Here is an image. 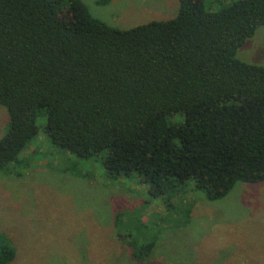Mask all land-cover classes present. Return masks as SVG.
<instances>
[{
    "label": "trees",
    "instance_id": "trees-1",
    "mask_svg": "<svg viewBox=\"0 0 264 264\" xmlns=\"http://www.w3.org/2000/svg\"><path fill=\"white\" fill-rule=\"evenodd\" d=\"M259 26L264 0L216 10L178 0L174 17L127 29L82 0H0V167L44 113L53 144L112 176L136 173L154 193L192 179L217 200L239 181H264V66L236 57ZM8 243L0 264L13 257Z\"/></svg>",
    "mask_w": 264,
    "mask_h": 264
},
{
    "label": "rangeland",
    "instance_id": "rangeland-1",
    "mask_svg": "<svg viewBox=\"0 0 264 264\" xmlns=\"http://www.w3.org/2000/svg\"><path fill=\"white\" fill-rule=\"evenodd\" d=\"M82 1L120 29L178 10V0ZM230 1L204 0L210 10ZM236 57L264 66V26ZM7 121L0 104V137ZM44 124L42 113L38 133L0 167V242L13 248L5 264H264V181H239L217 200H207L192 179L154 193L136 173L112 176L99 159L53 144Z\"/></svg>",
    "mask_w": 264,
    "mask_h": 264
}]
</instances>
